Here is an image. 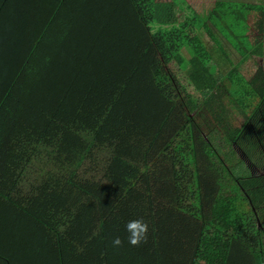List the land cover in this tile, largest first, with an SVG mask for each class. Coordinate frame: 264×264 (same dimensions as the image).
<instances>
[{
  "label": "trees",
  "instance_id": "obj_1",
  "mask_svg": "<svg viewBox=\"0 0 264 264\" xmlns=\"http://www.w3.org/2000/svg\"><path fill=\"white\" fill-rule=\"evenodd\" d=\"M171 1L183 19L159 0H0V192L42 227L52 264H264V177L200 38L231 9L258 11L261 34L264 5L217 2L204 20ZM253 88L255 107L241 103L261 159ZM139 218L148 240L132 247L125 224Z\"/></svg>",
  "mask_w": 264,
  "mask_h": 264
},
{
  "label": "rangeland",
  "instance_id": "obj_2",
  "mask_svg": "<svg viewBox=\"0 0 264 264\" xmlns=\"http://www.w3.org/2000/svg\"><path fill=\"white\" fill-rule=\"evenodd\" d=\"M190 5L194 10L198 12V14L204 19L207 20L208 16L216 5L217 2H240L247 3L250 6L264 5V0H188ZM162 5L166 7L163 10L165 18L172 17L175 19H183L184 16L182 12L179 11L176 4L171 0H159ZM170 16V17H168ZM246 19L237 12L234 13L233 9L229 10V17L226 18L225 21H222L221 24L219 19H215L214 27L211 26L212 34L214 36V40L212 36H209L207 33L202 32L200 35L201 42L205 45L206 49L210 53L213 58L209 62V72L213 76L221 77L220 84H222V92H227L229 97H234L240 103V108L237 107L235 103H232L229 98L224 96V102L227 106H229L230 110L227 113H230L231 125L234 127L241 126L242 122L246 118V114H244L243 103H250L251 107H255L253 104L254 100L251 101V96L249 97V86L248 81H253V78L258 74V71L262 70L264 72V59L262 55L250 52L261 49L262 41L264 40V31H261L260 27H258V21L261 18V14L254 10L249 9V11L245 12ZM231 25L234 30L230 32L229 26ZM221 26L225 28L221 31ZM231 46L230 45V43ZM190 49V48H189ZM184 50L187 56L192 59L194 54L189 50ZM249 52V53H248ZM248 53V55H247ZM230 60V61H229ZM232 62V63H231ZM237 69L239 74L244 78V80H240L238 77H233L230 80L226 81L224 77L231 70ZM193 71L192 65L187 63V69L183 76L190 82V73ZM223 74V76H222ZM182 76V80L188 84L189 82L184 79ZM228 78V77H227ZM230 86L229 87H227ZM189 89L192 93L196 94L193 86H189ZM244 100L246 102H244ZM243 102V103H241ZM237 103V102H236Z\"/></svg>",
  "mask_w": 264,
  "mask_h": 264
},
{
  "label": "crops",
  "instance_id": "obj_3",
  "mask_svg": "<svg viewBox=\"0 0 264 264\" xmlns=\"http://www.w3.org/2000/svg\"><path fill=\"white\" fill-rule=\"evenodd\" d=\"M261 87H264V76L258 77L254 82V88H251L259 89ZM223 94L240 108V106L234 102L233 97H229V94L226 91L223 92ZM224 109L226 112H229L230 110L225 102ZM229 118H231V115ZM241 125H245L246 127L243 131L245 134L242 135L243 137L241 140L243 148L246 149V156L251 162H253L251 164L257 168L259 174L264 177V154L260 159L259 156L257 157L258 149L256 148L254 151L249 145L250 142H256V133L253 134V132H255L254 128L259 125V122H251L246 116ZM2 189L4 191H9L10 193L8 188ZM21 193L22 192L19 191L17 192V195H20ZM28 202L30 203L31 200L29 199ZM52 263L53 261H50L49 258L48 237L44 235L42 227L30 217L26 216L20 211V209L12 207L8 202V198L3 196L0 192V264Z\"/></svg>",
  "mask_w": 264,
  "mask_h": 264
},
{
  "label": "clouds",
  "instance_id": "obj_4",
  "mask_svg": "<svg viewBox=\"0 0 264 264\" xmlns=\"http://www.w3.org/2000/svg\"><path fill=\"white\" fill-rule=\"evenodd\" d=\"M125 231L128 234L126 237L127 243L132 247H139L142 243H146L149 235V224L143 220L132 219L126 222ZM124 240L120 237H115L112 240L113 247H122Z\"/></svg>",
  "mask_w": 264,
  "mask_h": 264
}]
</instances>
